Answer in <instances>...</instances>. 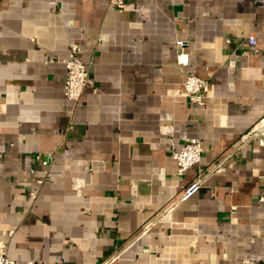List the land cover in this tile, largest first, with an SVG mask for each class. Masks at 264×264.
<instances>
[{"label": "crops", "instance_id": "0c3cea01", "mask_svg": "<svg viewBox=\"0 0 264 264\" xmlns=\"http://www.w3.org/2000/svg\"><path fill=\"white\" fill-rule=\"evenodd\" d=\"M122 1L0 0V245L17 264H264V134L238 141L264 132V0ZM191 138L200 161L176 175Z\"/></svg>", "mask_w": 264, "mask_h": 264}, {"label": "built area", "instance_id": "2783aa9c", "mask_svg": "<svg viewBox=\"0 0 264 264\" xmlns=\"http://www.w3.org/2000/svg\"><path fill=\"white\" fill-rule=\"evenodd\" d=\"M108 3L116 8L123 6L122 0H108ZM246 43L248 45H254V39L252 35L246 37ZM184 43L177 42V47H182ZM80 53V47L76 44H71L68 47V55L66 57H57L55 60L62 64L66 77L62 85V92L64 98L74 106L84 88L88 85V64L81 63L77 56ZM177 63L185 64V60L181 59V55L176 58ZM182 89L186 95L188 102L203 107L204 106V93L207 91V82L204 79L198 78L193 75H187L182 83ZM263 131H259L257 128H251L242 135H240L238 141L240 144L247 142L248 140L255 138L256 136L263 135ZM259 143L264 145V141L260 138ZM203 152L199 140L197 138L186 139L182 142L181 148L178 151H171V159L175 165V174L182 175L189 168L197 165L200 161L201 153ZM52 155H42L37 153L34 155V160L42 167H47L51 160ZM42 183V179L36 181L37 185ZM202 183V177L197 175L191 182H189L180 192L178 197L174 200L173 205L184 202L194 195L200 188ZM34 193H29L30 198H34ZM261 200V199H259ZM10 234V233H9ZM0 264H17L15 261L9 259L6 256V244L0 245ZM23 264H38L36 261H25ZM239 264H253L251 261L245 260Z\"/></svg>", "mask_w": 264, "mask_h": 264}]
</instances>
